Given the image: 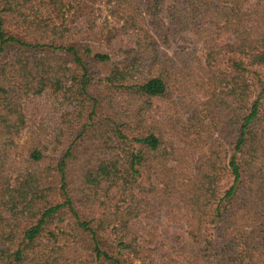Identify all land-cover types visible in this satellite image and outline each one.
<instances>
[{"label": "trees", "instance_id": "trees-1", "mask_svg": "<svg viewBox=\"0 0 264 264\" xmlns=\"http://www.w3.org/2000/svg\"><path fill=\"white\" fill-rule=\"evenodd\" d=\"M166 2L0 0V264H264V0Z\"/></svg>", "mask_w": 264, "mask_h": 264}, {"label": "rangeland", "instance_id": "rangeland-1", "mask_svg": "<svg viewBox=\"0 0 264 264\" xmlns=\"http://www.w3.org/2000/svg\"><path fill=\"white\" fill-rule=\"evenodd\" d=\"M257 1V0H254ZM175 4L180 9H185L188 6L187 0H180L175 2L174 0H167L165 8L170 7ZM163 19H165V23L169 26L168 20L165 18V14H162ZM113 33L108 32L105 36V41L103 40L104 36L100 40L93 39L88 45L94 52H107L109 46H116L117 40L112 38ZM109 38V42H106V39ZM189 50L193 49L199 54H201V46L197 42L195 38L185 39L184 41L179 40L178 38H172L169 44V47L164 50L169 55L181 50ZM109 65H92V70L98 75H102L104 72L106 73ZM264 74V71L261 72ZM158 105H160V109L162 112H159L158 109H155L153 112V117L156 119L157 117H162L163 111L165 110V106L160 102L156 101ZM66 102L64 101H56L50 93H45L40 97H34L26 101L24 104V110L28 119L27 129L23 132L20 143L26 144L31 136H34L36 140L42 139V142L50 145L52 137L55 136L58 130L59 116L62 111L66 108ZM162 121V119H161ZM193 169L195 172L198 170V160L193 164ZM152 224L157 227L158 231L161 235L166 237H171L173 234H182L179 231V227L170 222H167L163 218H159L157 220L152 221Z\"/></svg>", "mask_w": 264, "mask_h": 264}]
</instances>
